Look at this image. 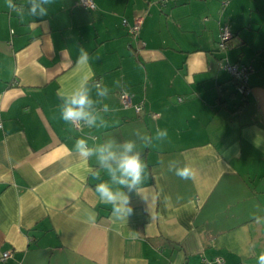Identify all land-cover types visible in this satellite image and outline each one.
Returning a JSON list of instances; mask_svg holds the SVG:
<instances>
[{"label": "crops", "instance_id": "1", "mask_svg": "<svg viewBox=\"0 0 264 264\" xmlns=\"http://www.w3.org/2000/svg\"><path fill=\"white\" fill-rule=\"evenodd\" d=\"M93 1L87 9L53 0L41 17L27 14V0H13L25 7L21 17L0 0V257L11 252L0 264H206L214 257L258 264L264 0ZM136 15L143 21L133 37L122 20ZM223 24L233 35L220 51ZM82 48L114 109L101 113L106 125L91 129L60 119L57 96L78 78ZM222 59L252 67L247 94L219 67ZM121 89L143 103L139 113L121 106ZM157 128L168 136L149 147L134 135ZM80 137L135 140L148 169L140 193H129L125 219L98 200L96 184L110 178L94 158L86 165L75 154ZM172 159L187 164L191 178L168 171Z\"/></svg>", "mask_w": 264, "mask_h": 264}, {"label": "clouds", "instance_id": "2", "mask_svg": "<svg viewBox=\"0 0 264 264\" xmlns=\"http://www.w3.org/2000/svg\"><path fill=\"white\" fill-rule=\"evenodd\" d=\"M53 0H27L26 11L30 16H45L48 6ZM5 6L17 12L21 17L25 14V7H17L13 0H5ZM90 55L87 50L80 49L76 60V66L80 69L78 78L70 87L61 86L57 90V96L61 101L59 105L60 119L74 127H87L89 129L106 125L104 116L114 111L105 101L110 98L111 89L104 81L95 79V72L90 64ZM115 86L121 87L120 81H115ZM100 106L99 110L97 106ZM134 135L142 139L144 147H149L153 140L163 141L167 138L166 129L157 128L155 134L141 135L136 130ZM73 150L79 159L88 164L90 158H94L96 165L110 178L109 181H101L95 186L98 200L110 206L112 215L117 219H125L133 211L129 193H140V188L146 178L148 164L137 150L135 140H124L117 143L109 138L102 142L89 143V138H77ZM164 163L163 160L160 161ZM168 171L174 173L182 180L191 178L192 172L187 164L182 165L179 160L172 159L167 163ZM95 180H101V173L92 167L86 168ZM118 185L119 187H114ZM127 189V191H125ZM94 214H89V219L94 220ZM258 264H264V251L257 257Z\"/></svg>", "mask_w": 264, "mask_h": 264}, {"label": "built area", "instance_id": "3", "mask_svg": "<svg viewBox=\"0 0 264 264\" xmlns=\"http://www.w3.org/2000/svg\"><path fill=\"white\" fill-rule=\"evenodd\" d=\"M228 0H222V6L227 4ZM77 4L87 8V9H94L95 3L93 0H77ZM143 21V17L140 15H136L133 18L132 22H128L126 19L122 20V24L127 26L128 32L131 36L137 37L141 24ZM232 32L228 24H223L220 27L219 35H218V42L217 47L218 50H224L228 46V42L232 37ZM143 44V42L141 41ZM219 67L226 72H228L236 82L237 91L242 94H247L248 86H247V77L249 72L253 69L250 65L238 62H230L227 59H222L219 62ZM119 101L123 108L133 107L136 113H139L143 109V103H134L132 101V95L127 92L125 89H121L118 94ZM180 100V99H179ZM1 126V123H0ZM79 128V127H76ZM10 251H4L1 254L0 259L4 260L5 258L10 256ZM206 264H222L223 259L221 257H214L213 259H203Z\"/></svg>", "mask_w": 264, "mask_h": 264}, {"label": "trees", "instance_id": "4", "mask_svg": "<svg viewBox=\"0 0 264 264\" xmlns=\"http://www.w3.org/2000/svg\"><path fill=\"white\" fill-rule=\"evenodd\" d=\"M232 38V37H231ZM232 77V76H231ZM232 80H234V78L232 77ZM234 83H235V87H236V82H235V80H234ZM236 90H237V88H236ZM119 98V97H118ZM133 101V100H132ZM121 104V103H120ZM133 108V107H132Z\"/></svg>", "mask_w": 264, "mask_h": 264}, {"label": "rangeland", "instance_id": "5", "mask_svg": "<svg viewBox=\"0 0 264 264\" xmlns=\"http://www.w3.org/2000/svg\"><path fill=\"white\" fill-rule=\"evenodd\" d=\"M221 51V50H220Z\"/></svg>", "mask_w": 264, "mask_h": 264}]
</instances>
